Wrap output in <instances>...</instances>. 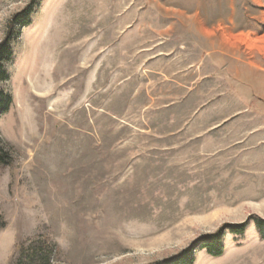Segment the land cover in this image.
Instances as JSON below:
<instances>
[{
  "label": "rangeland",
  "instance_id": "obj_1",
  "mask_svg": "<svg viewBox=\"0 0 264 264\" xmlns=\"http://www.w3.org/2000/svg\"><path fill=\"white\" fill-rule=\"evenodd\" d=\"M31 1L0 0V43ZM35 4L0 83V264L38 243L49 264H264V0ZM222 229L221 256L197 246Z\"/></svg>",
  "mask_w": 264,
  "mask_h": 264
},
{
  "label": "trees",
  "instance_id": "obj_2",
  "mask_svg": "<svg viewBox=\"0 0 264 264\" xmlns=\"http://www.w3.org/2000/svg\"><path fill=\"white\" fill-rule=\"evenodd\" d=\"M35 3H37V0H32L26 8L13 15L9 22L8 33L0 43V83L8 77L6 63L14 56L13 41L15 34H17L16 29L18 27H27L31 24L32 16L35 12ZM11 102V97L0 88V117L9 109ZM13 161L14 158L10 151L0 141V168L11 166ZM256 226L262 237H264V220H257ZM247 227L248 223L244 222L241 224H229L224 228L233 235L242 236L245 234ZM224 237L225 233L222 229L215 234L201 239L197 246L204 248L209 255L218 257L224 253ZM52 251L48 245L38 243L35 246L29 247V249L23 250L21 259L17 264H49L52 258ZM160 264H195V252L192 248L177 258Z\"/></svg>",
  "mask_w": 264,
  "mask_h": 264
}]
</instances>
